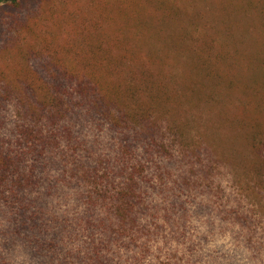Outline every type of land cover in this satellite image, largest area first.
Instances as JSON below:
<instances>
[{"label":"rangeland","instance_id":"obj_1","mask_svg":"<svg viewBox=\"0 0 264 264\" xmlns=\"http://www.w3.org/2000/svg\"><path fill=\"white\" fill-rule=\"evenodd\" d=\"M133 7H138L139 12L134 13ZM159 7L175 8L178 16L184 7L183 21L192 14V22L199 20L197 12L204 13L206 9L205 20L211 26L228 28L230 37L239 40L238 45L243 44L246 53L235 68L239 75H231L239 78L240 88L228 92L216 83L215 76L213 80L205 79L193 56L181 61L169 60L162 66L164 71L160 73L169 81L171 91H185L192 80V105L175 104L181 108L177 118L163 122L164 129L158 130L156 137H145L132 144L134 155L146 162L141 181L146 202L158 206L161 219L165 215L186 219V227L184 231H175L166 226L154 240L140 235L138 244L148 243L149 252L145 255L138 256L137 247L122 244L108 257L111 264H264V164L259 161L264 155L250 150L249 143L242 138L250 127L240 123L244 110L256 113L251 109L254 99L248 106L243 105L250 99L245 88L252 78L253 82L261 78L256 68L264 59V0H19L1 4L0 96L7 89L27 92L28 85L39 91L55 92L52 76L58 73L85 74L96 83V78L90 75L106 76L117 56L127 57L126 45H141L136 41L141 39L136 31L138 18L145 25L157 23L150 17L153 15L150 11L156 12ZM253 7L256 8L250 9ZM165 27L172 29L175 23L167 21ZM132 33L134 42H128ZM119 39L123 45L118 46ZM149 47L143 44L139 48L143 54L139 58L140 67L146 64L144 55L149 53ZM188 59L192 60V70L185 66ZM126 61L129 62V57ZM110 81L118 82L111 78ZM15 101L13 98L0 107V142L14 151L18 150L15 131L22 123ZM163 103L154 109L157 116L165 117L167 104ZM71 109V118L60 121L58 127H65L77 140L75 158L67 156V163L61 160L63 152L71 154L73 148V144L62 139L53 156L50 154L37 164L28 158L26 164L28 168L37 165L43 179V185L28 193L29 199L35 201L29 213L40 217L39 226L46 229L47 240L60 231L61 242L64 240L62 251H57L59 247L51 248L49 253H43L46 256L42 255L41 241H36L39 226L31 227L32 222L30 232L15 233L13 217L5 213L8 207L0 199V264L93 263L89 256L78 258L76 253L90 238L103 237V230L90 217L93 212L81 202L75 180L64 178V170L75 160L74 166L86 167L98 155L120 166L114 153L123 135L90 105L74 107L73 104ZM261 111L263 114L264 109ZM177 123L183 125V130L178 128L183 132V141L192 148L199 147L193 156L195 167L191 166L192 159L180 161L179 151L171 159L166 152L161 153L162 157L151 154L155 148L149 140L170 145L174 135L168 126ZM126 135L133 136L131 132ZM114 168L117 186L123 181L119 167ZM166 169L172 177L166 175L168 180L164 184L161 177ZM186 172L191 175L190 186L181 185ZM90 219L95 226L84 231ZM147 222L143 216L141 225ZM14 240L15 246L7 245ZM28 249L40 255H33Z\"/></svg>","mask_w":264,"mask_h":264},{"label":"trees","instance_id":"obj_2","mask_svg":"<svg viewBox=\"0 0 264 264\" xmlns=\"http://www.w3.org/2000/svg\"><path fill=\"white\" fill-rule=\"evenodd\" d=\"M18 1L0 0V5ZM174 10L175 8L172 9V7H159L156 12L151 9L150 12L153 15L150 17L157 20V23L153 25H145L141 17L138 18L136 31L141 39L136 41H139L141 45L150 46L149 53L144 55L146 64L141 67L139 59L140 56L143 57L139 49L141 45H126L127 57L120 55L114 59L113 69L109 73L111 76L109 74L101 77L90 75L96 78V83L85 74L77 76L74 73H71L72 75L58 73L52 76L56 93L47 90L39 91L32 85L27 86V92L4 90V94L0 96V107L1 104L6 106L15 98L17 111L22 121L15 131L18 150L6 148V145L3 143L1 145L0 142V199L4 206L8 207L5 213L13 217L15 233L19 234L24 230L30 232V222L33 223L31 225L33 228L40 224L37 213H29L35 201L29 199L28 193L38 185H43V179L37 165L31 168L26 166L28 158H33L37 164L46 157H50V154L53 156L52 152L61 147L62 139H66L67 144H73L71 145L73 148L71 147V154L63 152L61 160L64 159L67 163V156L75 158L74 150H76L77 140L65 127H58L60 121L69 116L71 118L73 104L74 107L90 105V108L100 112L101 118L108 121L112 127L118 128L123 135L120 138L118 150L114 153L115 161L117 160L120 166H114L111 160L98 155L92 162L86 163V167L74 166L75 160L71 161L73 164L66 166L64 170V178L70 181L75 180L81 202L88 211L93 212L90 217L95 218L96 224L103 230V237L100 239L90 238L89 241L80 245L76 253L78 258L89 256L93 260L92 264H111L108 255L122 244L127 247L130 245L137 247L138 256L149 252L148 243L138 244L140 235L154 240L161 236L166 226H170L175 231H184L186 219H173L168 215L161 219L158 206L152 202H146L141 183L146 172L144 167L146 162L141 161L138 155H134L132 143L144 140L145 137L149 139L156 137L158 130L164 129L163 122L170 121L169 118H177L181 108L175 107V104L192 105V80L185 91L181 92L179 89L171 91L169 81L160 73L163 70L162 66L167 65L166 62L181 61L186 56L192 59L193 56L198 70L202 71L205 79L213 80L215 76L218 85L232 92L240 88V82L239 78H233L231 75H239L235 68L236 65L237 67L240 65L238 60L246 56V53L242 49V41V45L239 46L240 41L230 37L228 28L211 26L205 20L206 9L202 10L204 13L197 12L199 20L195 22H192V14L187 15L189 19L183 21L182 14L183 17L186 15L184 7L180 16ZM132 11L136 13L139 9L133 7ZM173 11L174 15H172ZM167 21H173L175 27L164 28ZM230 40L233 43L231 47ZM129 41L134 42V33L128 37ZM120 45H123L121 39L118 40V46ZM128 57L129 62L126 61ZM222 64H224L223 68ZM185 66L192 70V60L188 59ZM256 70V74L258 71L261 73V78L255 82L252 78V83L245 88L250 99L243 106H248L251 99H254L255 105L251 109L257 114L244 110L245 113H241L240 116V123L250 127L242 137L249 143L250 150L264 155V121H260L262 117L264 118V113L262 114L261 111L264 109V59L260 61ZM110 78L118 82H112ZM250 94L254 98H251ZM75 99L78 101H74ZM162 103L167 104L164 109L165 117L163 113H159L163 115L161 117L154 112V109L160 108ZM177 125L178 123L168 126L175 138L170 145L158 142L156 139L149 140L152 142L150 146L155 148L151 154L158 153L160 156L157 157H162L161 153L166 152L171 159L175 157V152L179 151L180 161L183 162L185 158L192 159L191 166L195 167L193 156L197 155L195 151L199 147L192 148L185 143L181 138L183 132L178 129L183 130V125L180 124L179 127ZM168 129L166 128V132ZM130 132L133 136L126 135ZM259 161L264 164V157ZM114 167H119L120 178L123 181L117 186ZM165 171L168 173L164 172L161 177L164 184L168 180L167 176L172 177L169 169ZM182 180L181 185H191L189 172H186ZM175 183L180 185L178 181ZM143 216L147 217L148 222L141 225ZM92 219L88 221L84 231L95 226ZM38 230L39 235L36 241H41L42 255L49 253L51 248L59 247L57 251H62L61 244L64 246V240L62 239L61 242L60 231L55 232L51 239L47 240L46 229H41L40 225ZM7 245L15 246V240ZM28 250L34 252L33 255H40L33 249ZM39 264H47V262L42 261Z\"/></svg>","mask_w":264,"mask_h":264}]
</instances>
